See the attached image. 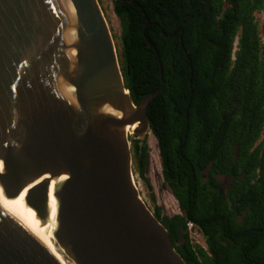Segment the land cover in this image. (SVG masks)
I'll return each mask as SVG.
<instances>
[{"label": "water", "instance_id": "obj_1", "mask_svg": "<svg viewBox=\"0 0 264 264\" xmlns=\"http://www.w3.org/2000/svg\"><path fill=\"white\" fill-rule=\"evenodd\" d=\"M159 93L133 102L98 0H0V264H187L133 175Z\"/></svg>", "mask_w": 264, "mask_h": 264}, {"label": "trees", "instance_id": "obj_2", "mask_svg": "<svg viewBox=\"0 0 264 264\" xmlns=\"http://www.w3.org/2000/svg\"><path fill=\"white\" fill-rule=\"evenodd\" d=\"M113 4L133 102L160 91L148 119L180 213L155 205V217L187 264H264V0ZM137 137L135 167L149 182Z\"/></svg>", "mask_w": 264, "mask_h": 264}, {"label": "rangeland", "instance_id": "obj_3", "mask_svg": "<svg viewBox=\"0 0 264 264\" xmlns=\"http://www.w3.org/2000/svg\"><path fill=\"white\" fill-rule=\"evenodd\" d=\"M103 10L104 16L110 27L112 36L114 38L118 56L121 54V34L122 28L119 18L114 12L113 0H98ZM258 19L264 22V14H258ZM120 62V61H119ZM121 66V64H120ZM149 169L146 170V177L149 182L143 180L138 174L135 163L133 164V175L136 187L140 191L142 199L147 203L149 208L154 211L155 205L162 207L165 215L173 216L180 213L178 203L171 191L165 186V181L162 172L161 159L159 154L158 141L151 131L147 137ZM131 147L132 144H131ZM191 239L194 243L200 244L206 248L204 237L198 231L191 233Z\"/></svg>", "mask_w": 264, "mask_h": 264}, {"label": "built area", "instance_id": "obj_4", "mask_svg": "<svg viewBox=\"0 0 264 264\" xmlns=\"http://www.w3.org/2000/svg\"><path fill=\"white\" fill-rule=\"evenodd\" d=\"M188 228H189V231L192 233L193 231H197L196 228H195V225L190 222L188 223Z\"/></svg>", "mask_w": 264, "mask_h": 264}, {"label": "bare ground", "instance_id": "obj_5", "mask_svg": "<svg viewBox=\"0 0 264 264\" xmlns=\"http://www.w3.org/2000/svg\"><path fill=\"white\" fill-rule=\"evenodd\" d=\"M132 131H133V128L132 127L131 128H128L127 135L129 136L132 133Z\"/></svg>", "mask_w": 264, "mask_h": 264}, {"label": "flooded vegetation", "instance_id": "obj_6", "mask_svg": "<svg viewBox=\"0 0 264 264\" xmlns=\"http://www.w3.org/2000/svg\"><path fill=\"white\" fill-rule=\"evenodd\" d=\"M132 153H133V152H132ZM148 154H149V153H147L146 162H147V159H148V157H149Z\"/></svg>", "mask_w": 264, "mask_h": 264}]
</instances>
